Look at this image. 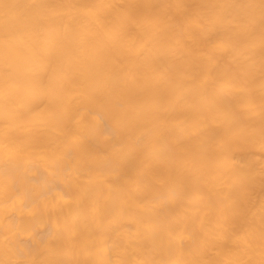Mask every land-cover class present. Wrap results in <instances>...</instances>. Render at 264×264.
<instances>
[{
  "label": "bare ground",
  "instance_id": "1",
  "mask_svg": "<svg viewBox=\"0 0 264 264\" xmlns=\"http://www.w3.org/2000/svg\"><path fill=\"white\" fill-rule=\"evenodd\" d=\"M0 264H264V0H0Z\"/></svg>",
  "mask_w": 264,
  "mask_h": 264
}]
</instances>
